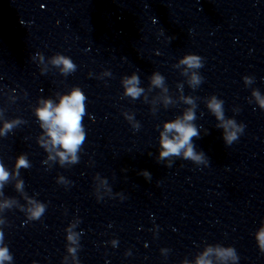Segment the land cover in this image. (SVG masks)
Masks as SVG:
<instances>
[{
  "label": "clouds",
  "instance_id": "clouds-1",
  "mask_svg": "<svg viewBox=\"0 0 264 264\" xmlns=\"http://www.w3.org/2000/svg\"><path fill=\"white\" fill-rule=\"evenodd\" d=\"M35 55L41 56L42 54L37 52ZM51 64L60 69L61 73L68 76L74 73L77 69V65L72 61L69 56L57 53L52 56ZM179 65L184 66L182 75L188 76L190 73V79L187 81L189 87L192 89L198 88L203 82L204 78L199 73V69L204 66V58L196 54H185L179 61ZM43 74V73H42ZM110 74V73H109ZM243 82L245 86H250L254 83V77L244 76ZM141 80L137 73H133L131 76H125L122 79V85L124 88L123 97H129L132 100L140 98L144 94V88L140 87ZM151 85L154 88H160L167 91L165 86V77L159 73H153L151 77ZM178 87L183 90L184 85L179 84ZM252 97L258 107L264 110V96L258 89L252 91ZM87 97L79 87H74L69 94L60 96L59 103L54 104L51 99L39 101L40 106L36 108L35 115L38 118L40 128L44 130L48 139H41L38 141L39 146L48 153V160L55 162L59 157V164L64 167L66 164L74 165L79 163V153L82 150V146L86 140V132L83 125V117L86 113ZM184 103L191 105L192 107L183 112L182 115L176 116L174 119L169 120L163 124V130L159 132V145L160 151L157 161H167V167H171L173 158H181L189 160L195 165L207 166L209 159L203 151H197L196 145L193 143V138H200V130L194 121L196 117L197 105L192 97H185ZM251 103V100H249ZM172 104L170 97L165 99V106ZM206 107L215 119L219 121L216 126L223 129V141L225 145H232L238 141L239 137L244 133L246 125L243 123H237L235 119H229L225 116L224 101L218 99L217 96L212 95L207 99ZM239 112V110H237ZM127 121L131 122V127L134 130H139L141 125L135 120L134 114H124ZM0 120L3 121V126L0 127V137H6L16 127L25 123L24 120L17 117L14 119H5L3 110H0ZM207 134V130H205ZM53 153H55L53 155ZM47 161H43L46 163ZM31 163L27 158V154H20L15 161L14 173H10L6 170L4 163L0 161V195H3L2 189L6 182L9 181L10 175L20 177L21 169H29ZM146 180L151 179V173L143 171L141 173ZM57 183H70L65 181L63 176H60ZM105 183L107 181L105 180ZM24 181L18 179L16 183V190L18 192H24ZM26 195V194H25ZM125 199V196L121 194V200ZM99 201V200H98ZM13 201L6 199L3 203H0V211L12 209ZM29 207L25 208L20 206L19 210L25 213V223L29 221H38L44 216L47 209V204L29 197L27 199ZM80 223V221H79ZM7 224L6 220L0 219V226ZM76 225H70L65 229L66 250L69 255L75 258V264H80L77 257V253L80 249V236L82 232H74L72 228ZM256 244L261 254H264V224H262L254 233ZM113 247L118 245V241L113 239L111 242ZM75 245V247H73ZM168 249H161L162 253H167ZM125 255H131L128 251ZM215 257L219 264H238L239 256L234 247L222 246L220 244L210 245L205 248L197 259L196 264H214V261L209 257ZM13 256L9 251L8 246L4 243V232L0 227V264H12ZM33 264H36L34 261Z\"/></svg>",
  "mask_w": 264,
  "mask_h": 264
}]
</instances>
